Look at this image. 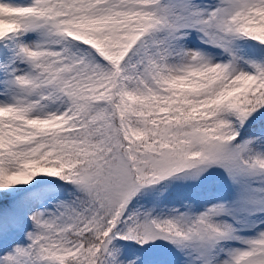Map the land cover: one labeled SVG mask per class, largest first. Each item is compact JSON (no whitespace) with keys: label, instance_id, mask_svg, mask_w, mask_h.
<instances>
[{"label":"snow or ice","instance_id":"6c2138e0","mask_svg":"<svg viewBox=\"0 0 264 264\" xmlns=\"http://www.w3.org/2000/svg\"><path fill=\"white\" fill-rule=\"evenodd\" d=\"M0 264H264V0H0Z\"/></svg>","mask_w":264,"mask_h":264}]
</instances>
